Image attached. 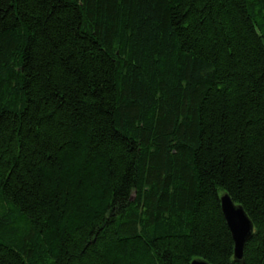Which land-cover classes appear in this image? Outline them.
I'll use <instances>...</instances> for the list:
<instances>
[{
  "label": "trees",
  "instance_id": "trees-1",
  "mask_svg": "<svg viewBox=\"0 0 264 264\" xmlns=\"http://www.w3.org/2000/svg\"><path fill=\"white\" fill-rule=\"evenodd\" d=\"M198 258L264 264V0H0V264Z\"/></svg>",
  "mask_w": 264,
  "mask_h": 264
},
{
  "label": "water",
  "instance_id": "water-1",
  "mask_svg": "<svg viewBox=\"0 0 264 264\" xmlns=\"http://www.w3.org/2000/svg\"><path fill=\"white\" fill-rule=\"evenodd\" d=\"M221 212L230 231L234 248L233 258L240 262L243 249L253 232V225L241 205L235 204L227 193L220 196ZM190 264H209L204 259H193Z\"/></svg>",
  "mask_w": 264,
  "mask_h": 264
},
{
  "label": "bare ground",
  "instance_id": "bare-ground-1",
  "mask_svg": "<svg viewBox=\"0 0 264 264\" xmlns=\"http://www.w3.org/2000/svg\"><path fill=\"white\" fill-rule=\"evenodd\" d=\"M235 261V260H234Z\"/></svg>",
  "mask_w": 264,
  "mask_h": 264
}]
</instances>
